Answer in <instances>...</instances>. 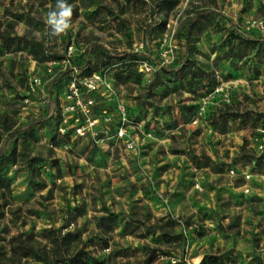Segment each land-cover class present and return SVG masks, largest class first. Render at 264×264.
Wrapping results in <instances>:
<instances>
[{
    "label": "rangeland",
    "instance_id": "374dc122",
    "mask_svg": "<svg viewBox=\"0 0 264 264\" xmlns=\"http://www.w3.org/2000/svg\"><path fill=\"white\" fill-rule=\"evenodd\" d=\"M67 3L52 36L56 0H0V264H264V31L243 29L264 0ZM72 38L93 69L109 60L135 150L57 135L64 84L45 61Z\"/></svg>",
    "mask_w": 264,
    "mask_h": 264
},
{
    "label": "built area",
    "instance_id": "2783aa9c",
    "mask_svg": "<svg viewBox=\"0 0 264 264\" xmlns=\"http://www.w3.org/2000/svg\"><path fill=\"white\" fill-rule=\"evenodd\" d=\"M245 31H264V20H249L243 25ZM73 38L66 47L60 59L46 62V74L49 78H57L62 74L67 75L66 82L57 95L59 98L58 113L55 114L56 133L59 137H67L69 141L86 140L94 146L109 145L112 142H121L126 148L135 150L136 141L132 136V119L125 105L113 99L114 89L111 77L112 66H106L89 76L82 75L81 69L73 63L74 58ZM85 52L84 50L81 53ZM152 64L142 62L140 70L151 73ZM47 80L41 76L33 75L29 80L27 94H41ZM114 101V108L108 104ZM98 102L104 107H97ZM257 149L264 152V129H259ZM233 174L234 170L231 169ZM239 176L244 180L253 177L247 170H241ZM264 180V175L259 176ZM243 192H249V186L243 187ZM173 262V261H172Z\"/></svg>",
    "mask_w": 264,
    "mask_h": 264
},
{
    "label": "trees",
    "instance_id": "16d2710c",
    "mask_svg": "<svg viewBox=\"0 0 264 264\" xmlns=\"http://www.w3.org/2000/svg\"><path fill=\"white\" fill-rule=\"evenodd\" d=\"M238 37H240L243 41H248V39L245 36H243L242 34H238ZM88 52L89 51H85V52L80 53L78 55H74V58H73V63L76 64V66H78L81 69L82 75L89 76L93 72H97V71L101 70L102 68L108 66L107 64L109 63V60L103 62L101 64V66L93 69L92 65L90 63V60H89L90 58H89ZM103 53L106 56L111 57L108 54H106V52H103ZM60 58H61V56L58 58H47L45 62H48L50 60L60 59ZM57 78L61 79L63 81V84H64L66 82L67 75L64 73ZM127 111H128V114L130 115L131 112L128 109H127ZM60 138L61 139L64 138V140H66V139L68 140L67 137H60ZM262 155H264V153H262ZM7 186H8L7 182L4 183L3 181H0V188H4ZM30 252H31V250H27L26 253L28 254ZM159 264H179V263H172L171 261H164V262H161ZM198 264H223V261H222L221 257H219V256L206 255L202 258V260Z\"/></svg>",
    "mask_w": 264,
    "mask_h": 264
},
{
    "label": "clouds",
    "instance_id": "9594fccd",
    "mask_svg": "<svg viewBox=\"0 0 264 264\" xmlns=\"http://www.w3.org/2000/svg\"><path fill=\"white\" fill-rule=\"evenodd\" d=\"M73 7L67 0H56L55 8H49L45 16V24L50 35L60 36L72 27Z\"/></svg>",
    "mask_w": 264,
    "mask_h": 264
},
{
    "label": "crops",
    "instance_id": "0c3cea01",
    "mask_svg": "<svg viewBox=\"0 0 264 264\" xmlns=\"http://www.w3.org/2000/svg\"><path fill=\"white\" fill-rule=\"evenodd\" d=\"M78 141H80V140H74V141L72 142V144H77ZM81 141H83V140H81ZM110 144H112V143H110ZM196 186H197V185H196Z\"/></svg>",
    "mask_w": 264,
    "mask_h": 264
}]
</instances>
